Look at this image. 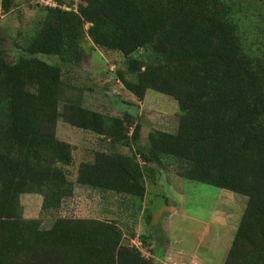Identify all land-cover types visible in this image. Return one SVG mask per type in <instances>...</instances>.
<instances>
[{
  "label": "trees",
  "instance_id": "1",
  "mask_svg": "<svg viewBox=\"0 0 264 264\" xmlns=\"http://www.w3.org/2000/svg\"><path fill=\"white\" fill-rule=\"evenodd\" d=\"M1 2L11 10L12 0ZM242 2L46 5L32 34L16 42L19 57L9 61L0 49V264H150L115 220L61 217L44 229L23 217L20 197L40 194L42 210L51 212L74 196L76 185L143 199L155 180L150 166H162L163 156L181 163L184 178L247 198L224 264H264V48L243 35ZM87 37L124 56L116 75L138 101L155 90L178 102L175 132L152 129L143 145L131 112L105 114L71 98L60 111L62 66L37 55L79 64ZM141 49L146 54L134 56ZM60 117L109 145L79 164L75 182L68 177L74 148L58 137ZM154 213H146L149 233L140 235L149 251L152 240L160 242Z\"/></svg>",
  "mask_w": 264,
  "mask_h": 264
},
{
  "label": "rangeland",
  "instance_id": "2",
  "mask_svg": "<svg viewBox=\"0 0 264 264\" xmlns=\"http://www.w3.org/2000/svg\"><path fill=\"white\" fill-rule=\"evenodd\" d=\"M80 1L52 0L53 5L48 6L76 10ZM9 5L11 10L4 12L0 0V49L4 51L9 61H14L21 54V50L15 45L16 42H23L32 34L37 21L44 15L42 9L47 6L40 0H12ZM241 8L243 18L241 27L244 37L247 35L249 39L259 41L261 48H264V0H244ZM88 26L89 24H86L85 27L88 28ZM248 27L251 28L250 31ZM84 49L86 57L76 65L61 64L54 55H37L38 58L50 64L62 66L64 90L59 105L60 111L63 110L67 99L71 98L82 101L85 107L102 111L105 114L122 116L127 111L131 112L141 123L140 140L143 145L147 144L148 133L152 129L170 132L177 130L180 110L178 102L173 97L149 90L145 99L142 102L138 101L117 78V71L124 69L125 59L121 53L95 46L89 37L85 39ZM143 54L146 52L141 49L134 56L140 57ZM57 133L59 139L71 143L74 148V161L68 167V177L71 182H75L77 168L81 162L92 161L98 147L108 149L109 146L102 143L92 133L71 126L63 117H60L58 121ZM150 167L156 169L153 173L155 174L154 183L148 185L150 196L158 194L157 200L168 198V205L170 203L173 204L172 207L181 208L180 213H177L172 221L170 220V224L174 222L175 226L179 220L181 222L179 226L195 228L190 235L181 230L178 235L188 236L190 239L188 243H191L189 249L192 251L193 245L197 246V243H200L199 240L202 239L205 244L201 243L199 256L208 259L209 262L215 259L216 264H222L227 257L238 227L232 222L238 215H240L238 223L240 222L247 198L215 185L184 178L179 174L181 163L170 156H163L162 166ZM42 202L43 197L37 193H25L20 197L23 217L40 220L41 227L44 229L53 228L54 222L61 217L115 220L126 231L128 239L130 233L133 232V225H137L135 221L138 219L137 214L134 212L132 215V208L130 209L129 205L125 206L124 203L121 204L120 198L115 197L110 191L76 185L74 196L67 199L60 209L53 212L42 210ZM136 202L140 204L141 200L138 198ZM183 215H185V220L182 221L180 219ZM167 216L168 213L163 214L157 224H153L156 227L155 232H158L161 238L160 241L165 237L162 227ZM210 219L209 226L203 224ZM138 243L139 240L135 239L131 244L137 246ZM145 245L141 241L138 248L146 255L148 247Z\"/></svg>",
  "mask_w": 264,
  "mask_h": 264
},
{
  "label": "crops",
  "instance_id": "3",
  "mask_svg": "<svg viewBox=\"0 0 264 264\" xmlns=\"http://www.w3.org/2000/svg\"><path fill=\"white\" fill-rule=\"evenodd\" d=\"M113 195L117 198H120L121 204L124 203L125 206L129 205V208L130 209L132 208V215H134L133 213L135 212L138 216V219L135 220L137 221V225H133L132 228V231L135 232L136 236L134 238L128 237L130 243H133V240L135 239H140V235L149 233L144 220L146 213L153 211L156 212L161 207L164 206L172 207L173 205L170 203L168 205L167 202L168 198L164 200L161 199L160 201L157 200L156 197H158V194H153V196H150L149 187L145 197L143 199H140L141 200L140 204L136 202V199L138 198H134L129 195H121V194L119 195V194H115L114 192ZM159 196L162 197V195ZM110 210H112L111 207ZM180 211L181 208L179 209V207H174V209L171 212H168V216L165 218L163 223L164 226L162 227L163 228L162 231L165 234V237H163L162 241L157 242L156 244L153 240L151 241L150 246H152L153 251L148 250V253L145 255L148 259L151 260L150 264H216L215 259L214 261L211 260V262H209L208 259H204L199 256V249L201 247V243L205 244V242H203L202 239L199 240L200 243H197V246H195L196 244L193 245V251H192L189 249V245L191 243H188L190 242L188 236L178 235V232L180 230L181 232L185 231L188 235H190L192 232H194L195 228L193 229V228L179 226L181 224L179 220H177L175 226H174V222H171L170 224V220L172 221L175 215L177 213H180ZM239 216L240 215H238V217L234 222L231 221L233 224H235V226H238L239 224L238 223ZM211 219L203 224L209 226ZM180 220L182 221L185 220V215H183V218ZM197 227H200V225H197ZM175 233L176 236H174ZM125 236L127 237L126 233ZM224 262L222 264H224Z\"/></svg>",
  "mask_w": 264,
  "mask_h": 264
},
{
  "label": "water",
  "instance_id": "4",
  "mask_svg": "<svg viewBox=\"0 0 264 264\" xmlns=\"http://www.w3.org/2000/svg\"><path fill=\"white\" fill-rule=\"evenodd\" d=\"M174 209V207H170V206H164L160 209L157 210V212L153 215V220H152V224H157L159 218L168 212H171Z\"/></svg>",
  "mask_w": 264,
  "mask_h": 264
},
{
  "label": "built area",
  "instance_id": "5",
  "mask_svg": "<svg viewBox=\"0 0 264 264\" xmlns=\"http://www.w3.org/2000/svg\"><path fill=\"white\" fill-rule=\"evenodd\" d=\"M40 2L42 3V4H44V5H53L52 4V0H40ZM135 243V242H134ZM138 245H141V241L139 240V243H138ZM137 245V246H138Z\"/></svg>",
  "mask_w": 264,
  "mask_h": 264
},
{
  "label": "clouds",
  "instance_id": "6",
  "mask_svg": "<svg viewBox=\"0 0 264 264\" xmlns=\"http://www.w3.org/2000/svg\"><path fill=\"white\" fill-rule=\"evenodd\" d=\"M138 240H140V239H138Z\"/></svg>",
  "mask_w": 264,
  "mask_h": 264
}]
</instances>
